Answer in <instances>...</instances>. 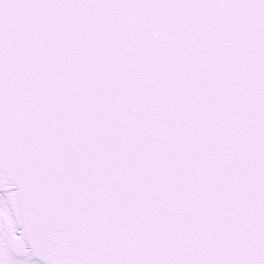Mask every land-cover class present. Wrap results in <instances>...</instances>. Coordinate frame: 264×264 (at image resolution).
<instances>
[{
    "label": "snow or ice",
    "instance_id": "snow-or-ice-1",
    "mask_svg": "<svg viewBox=\"0 0 264 264\" xmlns=\"http://www.w3.org/2000/svg\"><path fill=\"white\" fill-rule=\"evenodd\" d=\"M0 264H264V0H0Z\"/></svg>",
    "mask_w": 264,
    "mask_h": 264
}]
</instances>
